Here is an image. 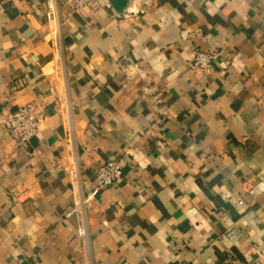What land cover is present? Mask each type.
I'll use <instances>...</instances> for the list:
<instances>
[{
	"label": "crops",
	"instance_id": "crops-1",
	"mask_svg": "<svg viewBox=\"0 0 264 264\" xmlns=\"http://www.w3.org/2000/svg\"><path fill=\"white\" fill-rule=\"evenodd\" d=\"M29 102L38 135L0 125V264H264V0H0V114Z\"/></svg>",
	"mask_w": 264,
	"mask_h": 264
},
{
	"label": "built area",
	"instance_id": "built-area-1",
	"mask_svg": "<svg viewBox=\"0 0 264 264\" xmlns=\"http://www.w3.org/2000/svg\"><path fill=\"white\" fill-rule=\"evenodd\" d=\"M92 0H69L75 10L86 8ZM47 16L53 19L56 13V0H46ZM217 58V52L214 50H197L192 58V67L195 70L201 71L203 75H208L213 71V63ZM159 113H163L162 109H158ZM42 116L39 112V107L34 102L26 103L0 114V125H2L9 133L11 138L19 145L29 142L34 136L40 133ZM68 149L74 151V141L70 136L67 140ZM70 175L78 177V168L73 166L70 170ZM122 176V167L119 159H111L102 164L96 170V182L92 191L85 199L77 201L72 207L70 213L78 211L85 201H89L104 188L119 180ZM76 184V181H74ZM84 228H79V234H84Z\"/></svg>",
	"mask_w": 264,
	"mask_h": 264
}]
</instances>
